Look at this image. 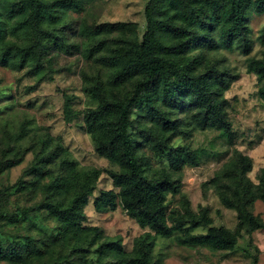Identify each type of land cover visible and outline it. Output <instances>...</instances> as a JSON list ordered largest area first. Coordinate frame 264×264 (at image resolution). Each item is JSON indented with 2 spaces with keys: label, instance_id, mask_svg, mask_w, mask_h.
Instances as JSON below:
<instances>
[{
  "label": "trees",
  "instance_id": "16d2710c",
  "mask_svg": "<svg viewBox=\"0 0 264 264\" xmlns=\"http://www.w3.org/2000/svg\"><path fill=\"white\" fill-rule=\"evenodd\" d=\"M67 6L79 8L82 0H0V64L39 68L42 64L39 49L48 32L44 26L56 19L53 10ZM250 9L264 13V0H149L144 9L146 30L141 40L134 21L103 22L90 30L78 29L92 35L120 33L114 46L108 47L102 56L111 72L104 80L98 78L90 88L94 102L85 109L83 124L95 152L118 167L117 172L110 174L116 191H101L94 200L95 206L114 208L118 198L127 215L145 229L135 241L130 264H152L150 251L155 237L172 236L175 230L182 232L175 236L179 244L204 245L216 250H232L242 226L248 231H264V221L251 211L255 199L264 202V168L258 185H254L247 177L252 159L239 152L213 178L215 184L223 181L217 184L221 186L218 195L223 205L237 211L238 229L211 225L205 212L190 213L186 223L207 228L194 234L182 229L184 221L170 225L166 214L167 195L179 192L183 167L199 162L196 151L187 144H175L174 140L191 124L216 129L227 139L233 134L224 97L230 81L215 64L207 63L200 51L241 46L246 52ZM259 39L264 44V26ZM257 94L264 102V83ZM139 135L155 155L165 157L168 168L162 167L152 175L147 173L135 149ZM53 153L59 154L57 150ZM17 160L0 161V172ZM63 165L68 171L47 185L46 201L11 212L0 208V221L16 223L31 211L46 208L60 221L62 237L56 242L68 245L73 252L83 248L82 229L78 226L80 208L94 191L99 171H78L69 160L63 161ZM73 180L74 196L67 199L65 194L73 188ZM93 231L88 246L98 242L100 229L95 227ZM98 249L117 255L124 252L119 240L103 243ZM42 256L43 249L32 237H26L22 245L18 242L0 245V260L12 264H30ZM52 264L63 262L56 260Z\"/></svg>",
  "mask_w": 264,
  "mask_h": 264
},
{
  "label": "rangeland",
  "instance_id": "374dc122",
  "mask_svg": "<svg viewBox=\"0 0 264 264\" xmlns=\"http://www.w3.org/2000/svg\"><path fill=\"white\" fill-rule=\"evenodd\" d=\"M149 0H82V6L60 7L56 19L44 26L48 32L40 47L41 66L19 67L0 64V161L18 159L13 166L0 172V208L13 211L18 207H33L49 196L50 181L67 173L63 161H73L78 171H99L94 191L80 208L78 226L81 250L70 251L66 244L56 242L62 237L60 221L48 209L33 210L16 223L1 222L0 245L23 244L32 237L43 249V256L30 264H130L135 241L145 229L130 218L118 198L115 206L94 204L101 191L114 189L110 174L118 167L94 150L91 136L83 124L85 109L93 104L90 88L97 79H106L110 68L102 60L106 50L120 36L112 33L80 32L103 22L134 21L141 40L146 30L144 9ZM249 49L241 46L231 50L216 48L201 50L207 63H213L230 81L224 91L226 109L232 123L230 139L218 130L187 126L175 144H187L198 153V165L182 169L180 190L167 195L166 214L170 225L182 221V229L203 233L206 227L186 223L190 213L205 212L211 225L238 229L237 211L221 202L218 190L223 181L215 184L214 176L236 152L248 155L253 162L248 179L258 185L264 168V102L257 90L264 83V44L259 36L264 26V13L247 11ZM43 27V28H44ZM194 54L198 51H194ZM137 110H135L136 112ZM135 117V115L133 116ZM183 118V114H179ZM137 135V130L134 129ZM148 174L168 168L164 156H157L140 135L135 145ZM57 150L59 154L53 152ZM47 153H51L48 157ZM73 188L65 194L70 198ZM116 191V190H115ZM251 211L264 221V202L255 199ZM100 229L98 242L88 246L93 229ZM175 230L169 237L157 235L150 251L152 264H264V231L240 228V237L232 250H216L204 245H182ZM119 240L124 252L101 253L99 245ZM68 256V257H65ZM0 264H12L0 260ZM23 264V263H15Z\"/></svg>",
  "mask_w": 264,
  "mask_h": 264
}]
</instances>
